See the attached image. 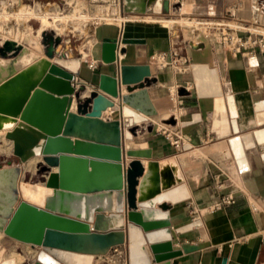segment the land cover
I'll return each instance as SVG.
<instances>
[{
  "label": "crops",
  "instance_id": "1",
  "mask_svg": "<svg viewBox=\"0 0 264 264\" xmlns=\"http://www.w3.org/2000/svg\"><path fill=\"white\" fill-rule=\"evenodd\" d=\"M37 1L51 4L50 0ZM179 1L163 0L168 2V8L163 6L160 12L154 10L156 3L150 1L147 13L137 15L126 13L121 0V8L115 6L110 13L114 16H139L142 21L131 18L122 25L104 24L89 31L93 39L80 48L62 42L55 50V57L67 54V57L83 58L80 75L74 81L83 101L89 99L93 92L101 93L98 88L102 74L117 77L121 66H150L151 78L143 89L147 91L156 114L134 124L133 118L127 119L120 114L118 108L124 104L115 101L116 107L113 109H117L116 112L108 110L103 118L120 120L124 132L134 130L133 140L124 142L126 150L152 151V160L160 166L162 193L181 185L187 189L188 199L177 203L164 202L169 206L173 251H179L184 244H203L206 247L173 258L169 263L262 264L264 141L259 140L257 133L264 130V57L250 62L242 55L223 49L216 37L204 39L187 28L180 29L173 36L164 19L179 15L214 16L212 11L187 13L181 7H176ZM87 4V12L95 15L106 13L104 5L92 0H87ZM232 5L238 21L264 27V12L258 10L256 0H233ZM57 6L60 8L58 3ZM168 21L177 23L171 28L181 25L175 20ZM105 39L142 42L119 43L117 62L105 64L101 59ZM87 44L90 47H85ZM22 48H28L41 57L47 56L44 47L40 53L37 52V41L33 38L28 46ZM162 53L166 54L168 63L164 68L156 61V57ZM178 58L185 63L175 66L174 61ZM86 61L97 62V68L90 69ZM188 84L192 85V89L187 92ZM137 91H140L139 87ZM125 93L128 94L127 88L123 87L122 94ZM76 101L71 111H78ZM5 134L6 131H0V153L13 148V143L5 138ZM178 139L181 146L176 148L172 143ZM238 141L240 147L236 144ZM40 160L31 159L23 166V173H35ZM141 161L147 169L148 160ZM131 162L132 159L126 161L128 166ZM164 163L169 164L162 170ZM166 170L169 175L163 174ZM53 171L57 172L58 169ZM229 193L236 197L234 206L213 214L207 212L209 207ZM198 222L201 223L199 226L178 233V230ZM90 227L93 232L94 225ZM0 235L8 240L5 251H9L10 256L6 260L16 262L20 256L21 261L16 264L33 263L38 249ZM117 248L118 254L112 249L105 256H95L93 264H108L111 259L116 264H128L127 245ZM147 251L151 257L149 247ZM152 264H155L153 260Z\"/></svg>",
  "mask_w": 264,
  "mask_h": 264
},
{
  "label": "water",
  "instance_id": "2",
  "mask_svg": "<svg viewBox=\"0 0 264 264\" xmlns=\"http://www.w3.org/2000/svg\"><path fill=\"white\" fill-rule=\"evenodd\" d=\"M150 1L123 0L124 10L144 15ZM141 42L105 39L102 62H117L119 43ZM60 44L59 37L45 38L46 57L28 48H16L8 56L10 43L0 47V131H6L14 156L23 164L45 158L39 165L46 174L52 163L58 165L55 184L43 186L48 193L42 203L22 195L21 166L0 168V233L38 249L32 264H70L73 254L94 260L126 245L128 264H152V260L170 264L173 258L206 247L184 244L173 251L169 206L164 202L188 199L185 185L162 193L160 166L152 160V151L126 150L121 121L103 118L104 112L116 107L115 101L146 116L156 114L143 89L151 78L150 66H121L117 77L102 74L101 93L83 101L74 83L81 58L55 57ZM123 87L128 94H122ZM76 99L77 112L71 111ZM127 159L148 160L134 206L125 187ZM200 224L192 223L178 233Z\"/></svg>",
  "mask_w": 264,
  "mask_h": 264
},
{
  "label": "rangeland",
  "instance_id": "3",
  "mask_svg": "<svg viewBox=\"0 0 264 264\" xmlns=\"http://www.w3.org/2000/svg\"><path fill=\"white\" fill-rule=\"evenodd\" d=\"M51 4L48 5L47 3H40L39 1H33V0H20V5H25L29 7H36V6H43L47 8H52L55 10V17L65 18L70 16H77L81 17L82 15H85L87 17H94L96 16L92 12H87V0H64L67 2L68 5L64 3V1L61 0H50ZM233 0H180L177 8H182L187 13H207L208 11H212L214 13V16L210 17H203V16H184L179 15L173 18H167L164 20H170V19H183V18H216L221 19L223 17H227V13L230 10L234 9V5H232ZM35 2V3H34ZM56 2V3H55ZM62 2V4H60ZM257 2V0H256ZM55 3V4H54ZM57 3L59 4L60 8H58ZM258 3H261V1L258 0ZM54 5V6H53ZM264 12V10H263ZM10 15L11 14V3L9 0H0V16L1 15ZM85 18V17H84ZM230 18V17H227ZM52 22V20H50ZM45 20L42 19H31L27 23V31H26V37H20L18 35V29L16 28V25L13 24L12 26V32L10 34L6 33H0V47L5 45V43L12 42L15 46L21 47L22 46H28L31 43V39L37 41V52H41L42 47H44V51L47 53L48 46L44 45L45 38H61V41H67L69 40V44L72 45L73 48L77 47L80 48L82 45L84 46L85 43L89 42L91 39H93L90 35L89 30L81 29L79 27H73V31L69 32L68 30H60V32L56 31L54 27L49 26L41 33L38 32L41 30L42 26L44 25ZM66 24L68 27L73 25V20L68 19L66 20ZM83 30V31H79ZM92 30V29H91ZM62 31V32H61ZM88 31V32H84ZM17 38V39H16ZM85 47H90L89 44L85 45ZM82 50H84L82 48ZM86 51V49L84 50ZM79 58V57H77ZM3 144V143H2ZM31 160V159H30ZM29 160V161H30ZM28 161V162H29ZM27 162V163H28ZM26 164V163H25ZM23 164L17 157L13 154V148L9 150L8 152L0 153V168L5 166H23ZM49 174V173H48ZM48 174L44 173L42 171V166L37 165V169L35 173H23V176L21 178V182L23 184L21 185V191L22 195L29 201L35 202V203H42L45 195L48 193V191L43 187L46 186V176ZM29 183V184H27ZM35 184V185H31ZM2 239V240H1ZM0 262L6 261L9 255V251H5V246L7 245V238L0 235ZM9 261V260H8Z\"/></svg>",
  "mask_w": 264,
  "mask_h": 264
},
{
  "label": "built area",
  "instance_id": "4",
  "mask_svg": "<svg viewBox=\"0 0 264 264\" xmlns=\"http://www.w3.org/2000/svg\"><path fill=\"white\" fill-rule=\"evenodd\" d=\"M93 3L98 5H104L106 7V13L103 15H96L94 17H87L82 15L81 17L92 19L91 28L94 31L96 28L108 24V23H126L129 20L142 21L139 16H114L110 13L111 8L118 6L121 8V0H92ZM261 3L256 2L258 10H264V0H259ZM230 17V18H227ZM227 17L221 19L216 18H183L175 19L177 22H181L178 28H171L173 36L182 28L189 29L194 35L201 36L204 39H211L216 37L218 44L225 50L230 51L236 55H242L248 61L254 62L259 57H264V27L252 24H246L240 22L235 17V10H230L227 13ZM132 18V19H131ZM174 20V19H170ZM168 21V20H164ZM48 39V38H47ZM69 40L66 43L69 44ZM62 43V41H61ZM67 57V54H65ZM68 58V57H67ZM156 61L161 68L168 66L166 62V54L162 53L156 57ZM86 63L90 69L95 70L97 68V62L91 61ZM185 62L178 58L174 61L175 66H181ZM192 85L186 86V91H190ZM173 146L179 148L181 146L179 139L173 141ZM237 200L235 195L229 193L223 195L220 200L207 209L208 213H216L232 207L236 204ZM115 253L118 254V248H113ZM108 264H116L114 259H111Z\"/></svg>",
  "mask_w": 264,
  "mask_h": 264
},
{
  "label": "bare ground",
  "instance_id": "5",
  "mask_svg": "<svg viewBox=\"0 0 264 264\" xmlns=\"http://www.w3.org/2000/svg\"><path fill=\"white\" fill-rule=\"evenodd\" d=\"M19 1L20 0H9V2L11 3V14L8 16L5 14L0 16V33L2 32V33L10 34L12 32V26H13V24H15L16 28L18 29V35L20 37H24L26 35V31H27V27H28L27 23L31 19L45 20V23L42 26L41 30L38 31L40 33L42 31H44L49 26L54 27V29L57 32L58 31L60 32L61 29L62 30L66 29L68 31L70 30L69 32H71V31H73V27H75V26L79 27L81 29H86V30L92 31L91 30L92 28L90 27L92 19L84 18V17H77V16H70V17L67 16L65 18H60L57 16L55 17V15H54L55 10H53L52 8L49 9V8L43 7V6L29 7V6H25V5H20ZM151 1L156 3V6L153 7L154 10L156 12H160L164 6L163 0H151ZM68 19L73 20V25L70 27H68L66 24V20H68ZM50 20H52V22H50ZM165 25H167L169 27H173V26L177 25V23L171 22V21H165ZM79 31H83V30H79ZM84 32H88V31H84ZM16 48L17 47L12 42H10V45L7 49V55L11 56L12 54H14ZM19 48H21V47H19ZM81 61H83V58H81ZM208 68H210V67H208ZM95 93L96 92H93L92 94L95 95ZM76 105L78 106L77 101H76ZM129 108H131V107L128 105H124L123 107L118 108V109L120 111V114H122V116L126 117L127 119L133 118L134 124L139 123L142 120L146 119V117H147L146 115L134 110L133 108H131V109H129ZM109 110H111V112H116L117 109H109ZM132 110L142 114L143 117L136 114ZM119 111H117V112H119ZM257 134H258L259 140L264 141V130L260 131ZM125 137H126V140L132 141L133 140V132L131 130H127L125 132ZM8 141H10V140H8ZM10 142H12V141H10ZM236 144L238 145V147H240L241 143L238 141V142H236ZM35 158L41 159L40 162L38 163V165L41 163L44 164L46 161L45 158H41V157H35ZM32 159H34V158H32ZM47 161H51V160L47 159ZM168 164L169 163L162 164V170H164ZM51 165L52 166L50 169V173L48 174V176H46L47 180H46L45 185H54L56 182L58 171L54 172L53 169H58V165L56 162L54 164L52 163ZM140 165H142V167ZM145 167L146 166L143 165L142 161L138 162L136 160H132V162L129 164L127 171H126L125 187L128 191V201L133 206L135 205L136 198H137V185L139 183V178L142 175ZM167 170L163 173L164 175H169L167 173L169 171H167ZM168 179H170V178H168ZM0 234H2V233H0ZM92 260H93V257L87 256V255H74L73 254L70 256V264H92ZM20 261H21V258L19 256V257H17L16 262L19 263ZM16 262L14 260L10 259L9 261L6 260V261L2 262L1 264H16Z\"/></svg>",
  "mask_w": 264,
  "mask_h": 264
}]
</instances>
